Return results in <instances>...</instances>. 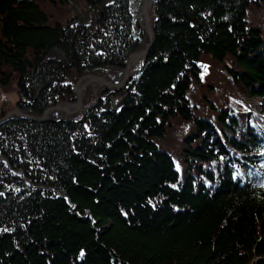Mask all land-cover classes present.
I'll use <instances>...</instances> for the list:
<instances>
[{"label":"trees","instance_id":"1","mask_svg":"<svg viewBox=\"0 0 264 264\" xmlns=\"http://www.w3.org/2000/svg\"><path fill=\"white\" fill-rule=\"evenodd\" d=\"M156 1L121 88L0 122V264H264V0ZM143 2L0 0V120L123 70Z\"/></svg>","mask_w":264,"mask_h":264},{"label":"rangeland","instance_id":"2","mask_svg":"<svg viewBox=\"0 0 264 264\" xmlns=\"http://www.w3.org/2000/svg\"><path fill=\"white\" fill-rule=\"evenodd\" d=\"M156 3V0L153 1V3L149 6V8L147 10H149V18H148V21H149V24L151 25L152 21H153V18L151 17V13H152V8L154 6V4ZM142 10V6H141V9L138 13V21H139V24H141V26H145V19H144V14L143 12L141 11ZM57 12H60L61 10H57ZM56 12V13H57ZM248 20L250 22H252V25L255 26V27H259L260 29L263 30V37H264V11H259L257 13H254L253 12L251 14H249L248 16ZM249 22V24H250ZM146 33V31H145ZM146 36L148 37L147 33H146ZM141 51V50H139ZM139 51H136L134 52L132 55L129 56L128 61H130L131 63V66L129 68V73H134L138 70L137 69H134L132 71L133 68L136 67V65L139 64V62L141 63L143 57H139L138 59L134 56L135 53L139 52ZM134 57V58H133ZM133 62V63H132ZM127 65V64H126ZM126 68V67H125ZM125 68L123 70H120L119 72L117 73H114V74H108V75H105L103 77H100V78H103L106 82H113L112 84H119L122 79H123V76L125 75L124 71H125ZM88 77H91V78H88ZM98 76H94V75H86V76H83L81 77L80 79H78L75 83L78 84L80 82V80L82 79H88V81L82 86V87H79L81 88V99H80V102H81V106H77L76 105V94H75V102L73 103H69V102H65L63 104H60L61 106H63V108L67 111L66 113L64 111H60L58 110L57 112L53 113L51 116H49L48 118L49 119H53V118H57L61 115H70L72 116L74 119H78L80 118V114L81 112L84 110V107H83V103L86 102V103H92L95 96L97 95V91L98 89L102 88L103 86H101L99 83L95 82L94 79L97 78ZM87 84V85H86ZM9 91L8 93L6 94H2L1 96L3 97V101L5 100L6 103V107L8 108H11V111H9L8 113L16 110L17 108H14L15 105H16V101H17V93H16V90L12 87L8 88ZM74 93H76L75 89H74ZM86 93V94H89L91 97L90 98H84L83 100V94ZM89 97V96H88ZM96 100V99H95ZM119 102H120V97H117L115 99V103L116 105L118 106L119 105ZM85 105V103H84ZM62 108V107H61ZM19 110V109H18ZM7 113V114H8Z\"/></svg>","mask_w":264,"mask_h":264},{"label":"water","instance_id":"3","mask_svg":"<svg viewBox=\"0 0 264 264\" xmlns=\"http://www.w3.org/2000/svg\"><path fill=\"white\" fill-rule=\"evenodd\" d=\"M146 1L147 0H144V2H143V5H142V9H143V6L145 5V3H146ZM142 12H143V14H144V19H145V26H141V24H140V26H141V28L144 30V31H146V33H147V35H148V42H149V44H148V46L145 48V49H143V50H141V51H139V52H137V53H135L134 54V56L138 59L139 57H144V55H145V53L148 51V49H149V47L151 46V43H152V32H151V27H150V24H149V21H148V18H149V10H141ZM130 66H131V63H130V61H128L127 62V65H126V68H125V71H124V73H125V75L123 76V79H122V81L118 84V85H114V84H109L108 82H106L103 78H99V79H94V81L95 82H97V83H99L101 86H103V87H105V88H107V89H119V88H121V86L131 77V73H129V68H130ZM88 78H91V77H88ZM74 89H75V91H76V100H77V102H76V105L79 107V106H81V102H80V95H81V88H79L78 87V84H76L75 85V87H74ZM53 108H57V109H59V108H61V107H59V105H57V106H55V107H53ZM53 108H50V109H53ZM50 109H48L42 116H41V118L40 119H37V118H33V117H30V116H27V115H25L22 111H20V110H18V109H16V110H14V111H12V112H10V113H8L5 117H3L1 120H0V122L1 121H4V120H6L7 118H9L10 116H12V115H17V116H21V117H24V118H26V119H29V120H31V121H34V122H40V121H43V120H45V119H48V118H45V115H46V113L50 110ZM61 110L62 111H64L65 113L67 112L65 109H62L61 108Z\"/></svg>","mask_w":264,"mask_h":264},{"label":"bare ground","instance_id":"4","mask_svg":"<svg viewBox=\"0 0 264 264\" xmlns=\"http://www.w3.org/2000/svg\"><path fill=\"white\" fill-rule=\"evenodd\" d=\"M153 1H155V0H147L146 1V3H145V5L143 6V9L142 10H146V9H148L149 8V6L153 3ZM157 2V1H156ZM134 58V57H133ZM133 63V62H132ZM100 77H97V78H95L96 80L97 79H99ZM88 81V79H82V80H80V82L78 83V87H82L86 82ZM109 84H112L113 82H108ZM125 84V83H124ZM123 84V85H124ZM87 85V84H86ZM114 85H118V84H114ZM122 85V86H123ZM121 86V87H122ZM59 107H62V109H64L63 108V106H61L60 104H59ZM58 110H60L61 111V108H59V109H57V108H53V109H50L47 113H46V115H45V118H48L49 116H51L53 113H55V112H57ZM37 119H40V118H37ZM47 119H45V120H43V121H40V122H44V121H46Z\"/></svg>","mask_w":264,"mask_h":264},{"label":"snow or ice","instance_id":"5","mask_svg":"<svg viewBox=\"0 0 264 264\" xmlns=\"http://www.w3.org/2000/svg\"><path fill=\"white\" fill-rule=\"evenodd\" d=\"M205 71H207V69L205 68Z\"/></svg>","mask_w":264,"mask_h":264}]
</instances>
